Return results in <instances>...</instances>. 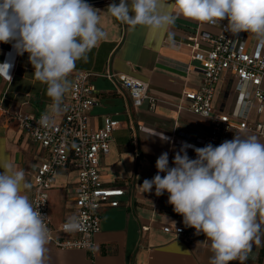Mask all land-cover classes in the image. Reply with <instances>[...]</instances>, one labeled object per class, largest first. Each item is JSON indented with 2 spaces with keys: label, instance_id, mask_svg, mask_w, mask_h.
I'll return each instance as SVG.
<instances>
[{
  "label": "crops",
  "instance_id": "0c3cea01",
  "mask_svg": "<svg viewBox=\"0 0 264 264\" xmlns=\"http://www.w3.org/2000/svg\"><path fill=\"white\" fill-rule=\"evenodd\" d=\"M119 2L103 0L88 3L99 10L100 26L107 33V38L87 53L86 60L76 62L69 80L72 84L80 70L96 74L112 70L147 81L151 94L160 100L155 107L148 104L136 107L126 88L104 76L93 77L100 103L91 111V128H101L106 118L119 122L113 132L110 153L102 157L101 177L107 186L123 187L125 193L120 197L119 206L104 208L102 229L95 236L96 244L92 251L63 249L49 241L45 264H209L212 253L207 244H201L206 240L203 233L187 244L173 233L164 231L165 226L175 227L180 223V214L175 213L168 203L169 194L165 192L158 197L154 188L145 192L138 185L156 175L155 164L161 153L168 152L169 166L172 167L181 142L189 136L204 137L209 131L208 118L181 109L179 105L187 104L183 98L186 90L197 89L202 84V76L197 69L187 70L189 64H197L187 49L189 37H199L203 31L212 29L208 23H198L182 16L163 35L143 26L132 29L107 11L108 5H118ZM172 2L174 0H169V3ZM202 45L208 46L205 42ZM11 48V43H0V62L6 60V52ZM33 73L28 53L17 55L11 82L0 78L4 107L34 115L47 110L51 104L46 95L47 86ZM236 83L237 78L233 74L220 81L214 99L217 111L233 109L237 99ZM70 92L65 94L64 103L69 100ZM61 118L62 115L56 120ZM156 133H162L170 140L162 142L159 135H154ZM236 134L255 135L264 142V137L236 128L229 140ZM5 154L17 168L25 171L26 180L31 185L25 194L32 202L33 167L35 162L47 158L49 150L26 135L15 120L1 115L0 156ZM187 154L191 159L196 158L195 151L187 149ZM77 183L78 170L71 165L62 168L55 176L50 193L54 227L74 216ZM229 264L240 262L231 261ZM245 264H264V244L253 246Z\"/></svg>",
  "mask_w": 264,
  "mask_h": 264
},
{
  "label": "clouds",
  "instance_id": "9594fccd",
  "mask_svg": "<svg viewBox=\"0 0 264 264\" xmlns=\"http://www.w3.org/2000/svg\"><path fill=\"white\" fill-rule=\"evenodd\" d=\"M107 11L132 29L143 26L160 35L180 16L213 25L227 19L225 31L246 32L264 47V0H120ZM98 12L86 0H0V43H11L17 55L28 53L35 78L47 86L51 104L38 121L42 127H53L67 111L64 98L76 62L107 38ZM13 67L7 60L0 63V78L11 82ZM172 164L168 152L161 153L156 175L138 186L145 192L154 188L158 197L169 194L184 225L206 236L201 244L212 253L209 264H245L253 246L264 244V142L238 134L215 147L181 142ZM0 169V264H45L50 233L46 217L25 194L31 188L25 171L6 154ZM82 228L76 216L63 225L66 233Z\"/></svg>",
  "mask_w": 264,
  "mask_h": 264
},
{
  "label": "built area",
  "instance_id": "2783aa9c",
  "mask_svg": "<svg viewBox=\"0 0 264 264\" xmlns=\"http://www.w3.org/2000/svg\"><path fill=\"white\" fill-rule=\"evenodd\" d=\"M227 23V19L215 25L208 23L212 30L203 31L199 37H189L186 44L192 60L197 63L189 64L187 70L197 69L201 73L202 84L197 89L186 90L183 98L187 104H180L179 107L208 118L210 125L204 137L189 136L183 141L196 147H204L209 143L214 147L219 146L229 140L235 128L264 137V47L246 32L233 36L225 31ZM202 42L208 46L203 47ZM11 49L6 52V60L14 65L17 54ZM13 70L14 67L11 76ZM231 74L237 78L235 105L231 111H217L214 106L217 86ZM95 75L104 76L126 88L136 107L144 104L155 107L160 100L151 94L147 81L135 76L112 70L102 74L80 70L72 81L69 100L64 103L67 111L62 114L61 120H56L53 127L45 128L38 123L43 113L34 115L12 111L3 106V96L0 94V116L15 120L26 135L49 150L47 158L35 162L33 167L32 203L46 217L49 241L63 249L92 251L96 244L95 236L102 229L104 208L119 206L120 197L125 193L123 187L107 186L101 177L102 157L110 153L113 132L119 122L106 118L101 128H91V111L100 103L93 80ZM69 165L78 170L74 216L83 225L82 230L74 233L63 231L66 221L54 227L50 213V193L54 178L62 168ZM164 231L173 233L187 244L194 242L197 237L194 228L184 225L181 215L177 226H165Z\"/></svg>",
  "mask_w": 264,
  "mask_h": 264
},
{
  "label": "water",
  "instance_id": "95a60500",
  "mask_svg": "<svg viewBox=\"0 0 264 264\" xmlns=\"http://www.w3.org/2000/svg\"><path fill=\"white\" fill-rule=\"evenodd\" d=\"M103 0H86L87 3H97V2H101Z\"/></svg>",
  "mask_w": 264,
  "mask_h": 264
}]
</instances>
